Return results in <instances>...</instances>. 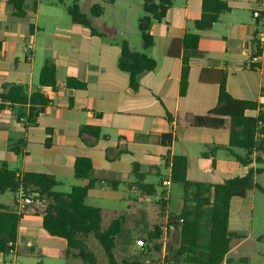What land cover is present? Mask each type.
Returning <instances> with one entry per match:
<instances>
[{"label":"crops","instance_id":"obj_1","mask_svg":"<svg viewBox=\"0 0 264 264\" xmlns=\"http://www.w3.org/2000/svg\"><path fill=\"white\" fill-rule=\"evenodd\" d=\"M89 1L88 14L80 0L75 3L90 17L92 26L100 34L74 23L67 11L71 5L66 0H27L25 18L12 14L9 0H0V93L6 85H22L30 95L42 92L50 101L39 114L36 125L27 121L30 104L23 107L7 104L0 109V165L7 163L20 174L53 176L58 181L54 190L62 192L57 190L60 188L65 190L62 193H69L73 186L90 182L77 178L74 171L76 159L88 157L94 167L92 178L97 183L86 203L101 210L103 228L114 219L123 218V227L128 221L139 227L145 224V228L150 227L148 237L158 226L168 231L170 217L184 205L183 201L177 213L169 211L171 188L175 184L171 180L175 155L188 159L187 175L192 182L222 183L245 176L253 168L257 183L258 175L264 173V152L259 154L261 164L254 161L245 166L227 150L211 151L213 147L230 144V118L219 129L192 126L188 118L208 115L217 107L221 71L227 72V90L233 98L258 104L257 110L247 111V115L264 112V48L258 52L260 59L254 64L246 50L252 40L264 43V6H258L259 0H221L230 10L221 14L211 29L204 31L195 27L203 15L204 0H172L165 19L152 25L154 45L148 49L144 48L142 37L136 42L130 37V0H125L121 7L118 0L113 4ZM35 2L38 6L33 13ZM96 4L104 9L100 17L91 16ZM136 5L143 8L142 0H136ZM258 9L261 17L255 18L254 12ZM108 11L112 18L106 19ZM190 33L200 35L198 50L186 51L177 45L174 52L179 57L171 56L173 42L182 41ZM124 41L132 51L145 53L157 62L153 71L139 76L137 90L130 84V74L119 68ZM186 55L190 58V76L188 90L182 95ZM47 61L57 68L55 89L40 85V73ZM203 73L206 82L201 81ZM71 77L87 83V88L70 89L67 79ZM22 112L25 117L19 118ZM85 127L98 128L100 135L95 136L92 131L82 133ZM167 134L172 135L170 146L162 138ZM48 139L51 140L49 147L46 146ZM18 147L20 155L13 150ZM235 152L241 156L246 153L241 149ZM136 165L143 175L141 179L135 173ZM162 168L169 170V175L161 176L158 185L148 183L153 174L161 175ZM141 184L154 186L155 193H144ZM256 190H250L246 197L250 193L254 198ZM8 194L12 197L7 198ZM154 195L159 197V208L149 205L146 210ZM16 196L14 193L0 196V209L24 214L14 253H0V264H12L6 257L16 255L21 247L42 263L52 257L61 262L67 259L70 264L72 257L77 261L74 264H86L76 252L68 250L66 240L44 231V202L20 208ZM237 222L231 213L232 249L224 264H234L233 254L250 238L237 228ZM148 250L143 253V260H136L153 264L156 257ZM163 251L164 259L165 248Z\"/></svg>","mask_w":264,"mask_h":264},{"label":"trees","instance_id":"obj_2","mask_svg":"<svg viewBox=\"0 0 264 264\" xmlns=\"http://www.w3.org/2000/svg\"><path fill=\"white\" fill-rule=\"evenodd\" d=\"M113 4L115 0H102ZM27 0H9L12 14L18 18L28 15ZM145 15L139 19V31L145 49L154 45L151 34L154 22L165 19L172 0H142ZM37 2L33 5V13L37 10ZM229 6L221 0H204L203 15L195 22L198 30L211 29L218 22L221 14L229 11ZM67 11L76 24L85 25L92 29L93 34H100L91 23L88 15L82 12L81 7L75 3L68 6ZM104 12L101 4H96L91 9V16L100 17ZM200 44L199 34H186L182 41H174L171 56L179 57L174 52L177 45H181L186 51H197ZM1 51V43H0ZM157 66L156 60L147 54L134 52L129 43L124 41L121 45L119 68L130 74V84L133 89L139 87L138 78L142 73L153 71ZM190 76V58L183 57L181 94L188 90ZM201 81L206 82L205 73L201 75ZM219 100L218 105L208 115L189 117L192 126L219 129L230 118V144L227 147H213L211 151L219 149L227 150L242 165L249 166L254 161L257 164L263 162L259 156L264 152V112L257 116L247 115V111L257 110L256 102L237 100L227 90V72L221 71L218 80ZM40 85L55 89L58 85L56 65L47 61L40 73ZM67 86L70 89H86L87 83L76 78H68ZM12 106L31 105L27 116L28 124L36 125L37 118L45 107L50 104L49 99L42 93L36 92L30 95L22 85H6L0 93V109ZM39 105V106H38ZM25 117L20 113L19 118ZM95 136L100 135L98 128L85 127L82 133L91 132ZM51 134V130H48ZM164 143L171 145L172 135L162 136ZM51 145V140L46 141V146ZM235 149L244 150L241 156ZM14 152L21 154L20 147L14 148ZM257 153L254 159L253 155ZM171 180L175 184H181L184 188L182 210L170 217L168 230L173 233L170 242L160 243L165 234L162 227H156L149 235V243L160 250L165 247L164 264H224L226 256L232 249V238L229 234V223L232 200L245 198L250 190L258 189L264 193L258 183L255 182V171L250 169L245 176L228 179L222 183L205 184L192 182L188 179V159L182 155H175L172 159ZM94 167L88 157H79L74 164L75 176L80 179H88L85 186H73L69 193L55 191L58 181L50 175L43 173H18L11 170L7 163L0 165V196L6 193L17 194L21 188L30 195H34L38 202H44L42 211L43 229L53 237L67 241L68 250L76 251V256L86 264H98L96 254L90 250L88 239L93 237L104 249L108 264H142L138 260L119 261L116 258L117 237L123 231V218L114 219L104 229L102 226V212L99 208L89 206L86 203L90 192L96 186L97 181L92 178ZM135 173L139 179L143 175L135 166ZM141 189L148 195L156 191L154 186L141 184ZM24 217L23 213L0 209V253L9 254L15 248L18 238L19 226ZM154 241H156L154 243Z\"/></svg>","mask_w":264,"mask_h":264},{"label":"rangeland","instance_id":"obj_3","mask_svg":"<svg viewBox=\"0 0 264 264\" xmlns=\"http://www.w3.org/2000/svg\"><path fill=\"white\" fill-rule=\"evenodd\" d=\"M49 1V0H44ZM58 1V0H56ZM68 5H73L75 0H66ZM125 0H118V6L121 7ZM131 1V20H130V37L131 39L136 42L141 40V34L139 31V18L145 15V12L141 6L136 5V0ZM141 2V0H137ZM81 5L83 6L84 11L86 14L90 12V1L89 0H80ZM112 18V13L108 11L106 14V19ZM264 168V166H263ZM169 175V170L166 168L161 169V175L153 174L152 177L147 179L148 183H153L158 185L160 182L161 176ZM257 183L264 188V173H260L257 177ZM58 191H64V189H57ZM160 188L158 191L160 192ZM33 199L34 204H37L38 201L36 200L34 195H30ZM184 196V188L181 184H172L171 188V202L169 206V211L171 213H177L180 210V207L183 202ZM8 197H12L11 194L7 195ZM150 202L146 204V210L148 209L149 205H154L157 209L159 203V197L154 195L150 197ZM45 206V203H43ZM232 218L236 219L238 222L236 226L238 229H242V233L247 234L250 236L248 242L243 245L237 252L233 254L235 259L234 264H264V193L260 190L255 191V197L253 198V194H248L246 198H238L233 200L232 207H231ZM156 221L159 219L156 218ZM146 224L142 227L135 225L132 221H128L125 226L123 227L122 233L117 237V250H116V258L119 261L122 260H136L139 259L140 261L144 259L143 253L145 250H148V253H153L156 257L153 264H162L163 263V253L164 248L157 250L154 248L153 243H149L148 234L151 230L149 227L148 229ZM164 229V235L162 236L160 243L163 245L171 241L173 233L171 230L166 231ZM153 230H155L153 228ZM43 231V230H42ZM45 231V230H44ZM44 233V232H43ZM144 242V243H142ZM156 241H154L155 243ZM89 248L93 252L97 253L98 256V264H107L108 259L105 255L104 249L100 245V243L95 240L93 237L88 239ZM72 252H76L73 250ZM132 254V255H131ZM136 257V258H135ZM16 258V262L14 259ZM80 260V259H79ZM6 261L12 262V264H69L67 259H64V262L60 260L57 261L55 258L48 257L44 263L41 262V259L36 257L33 253H29L26 248L21 247L19 249V253L16 255H11L6 257ZM82 261V260H81ZM71 263L74 264L75 261L71 257Z\"/></svg>","mask_w":264,"mask_h":264},{"label":"built area","instance_id":"obj_4","mask_svg":"<svg viewBox=\"0 0 264 264\" xmlns=\"http://www.w3.org/2000/svg\"><path fill=\"white\" fill-rule=\"evenodd\" d=\"M258 6L259 7L264 6V0H259ZM254 17L255 18L261 17L260 9H258L254 12ZM263 42H264V39H263ZM263 48H264V43H262L261 41L252 40L247 44L246 50L250 54L251 63H253V64L258 63V61L260 59L258 52L260 50H263ZM16 200H17L20 208L34 204L33 199L30 196V194H28L26 192V190H24L23 188H21L20 191L17 193ZM142 243H144V242H142ZM164 245H166V244H164ZM163 248H165V247H163ZM10 253H14V249H11ZM162 264H164V263H162Z\"/></svg>","mask_w":264,"mask_h":264}]
</instances>
